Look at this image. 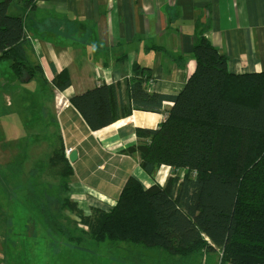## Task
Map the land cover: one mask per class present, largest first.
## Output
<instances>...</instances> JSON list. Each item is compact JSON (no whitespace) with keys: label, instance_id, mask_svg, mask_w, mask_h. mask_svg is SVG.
Returning <instances> with one entry per match:
<instances>
[{"label":"trees","instance_id":"1","mask_svg":"<svg viewBox=\"0 0 264 264\" xmlns=\"http://www.w3.org/2000/svg\"><path fill=\"white\" fill-rule=\"evenodd\" d=\"M38 1L17 0L21 12L11 14L12 0H0V63L8 62L21 83L42 76L41 66L30 60L26 31V19L34 15ZM207 29L194 25L195 70L177 94L149 92L150 77L133 64L131 77L69 99L91 131L133 111L161 113L169 105L165 120L154 129L137 128V144L125 150L137 153L140 168L150 177L161 166L171 168L163 185L144 189L129 177L113 207L91 208L85 216L66 195L73 169L59 137L47 164L64 194L56 200L54 218L42 194L44 188L50 192L48 184L23 183L19 159L0 164V184L32 211L40 210L53 237L79 245L87 235V243H107L109 251L126 246L134 263L149 252L184 264L202 256L209 264L202 251L218 248L219 264H264V72L230 73L227 58L205 36ZM172 62L183 66V56L172 57ZM52 84L66 91L68 73H56ZM33 178L30 174L28 179Z\"/></svg>","mask_w":264,"mask_h":264},{"label":"crops","instance_id":"2","mask_svg":"<svg viewBox=\"0 0 264 264\" xmlns=\"http://www.w3.org/2000/svg\"><path fill=\"white\" fill-rule=\"evenodd\" d=\"M16 1L12 0L11 14L21 12ZM26 20L30 58L44 68L48 78L66 70L71 85L62 93L66 101L58 106L48 81L45 85L38 80L20 83L13 74L9 76L6 62L0 63L9 80L2 83L0 68V87L15 94L6 95L3 114L7 116L16 106L24 116L21 127L28 131L12 145L16 148L11 146L15 153L18 147L20 150L13 160L22 156L25 167L32 142L40 136L27 135L36 129L32 117L42 119L44 132L38 133L43 135H51L49 124L54 125L64 150L76 152L75 162L69 161L73 174L66 195L85 216L91 214V208L113 207L129 177L144 189L164 184L171 169L161 166L150 177L140 168L137 153L125 150L137 144L136 128H156L169 105L161 113L134 111L91 131L71 106V96L97 87L98 78L104 84L122 81L131 76L133 64L153 81L149 92L177 94L195 70L192 35L196 22L208 27L205 35L227 58L230 73L264 72V0H41ZM122 55L126 56L124 62L118 58ZM179 55L184 59L181 67L172 62ZM42 87H49V107H43L47 91ZM1 128L5 130L4 122ZM5 137L0 135V154L9 148ZM6 163L0 157V164ZM87 188L96 194L88 195Z\"/></svg>","mask_w":264,"mask_h":264},{"label":"rangeland","instance_id":"3","mask_svg":"<svg viewBox=\"0 0 264 264\" xmlns=\"http://www.w3.org/2000/svg\"><path fill=\"white\" fill-rule=\"evenodd\" d=\"M123 56L124 55L118 56L119 61L124 62L126 56H124V58ZM30 60L33 62L31 58ZM5 64L8 66L9 76H13L14 74L9 68V63L6 62ZM4 66L5 65H1L0 67L1 70H3L1 71V81L3 84H8L7 69H5ZM33 80L44 82L42 76L33 78L29 82H33ZM33 84H31V88H33ZM43 84L45 85L46 83L44 82ZM49 85V87L54 90L52 85ZM47 88L42 87V90L47 91V93L43 95L47 98L43 101V107L50 106L49 103L51 100H49V90ZM6 95L10 97L13 95L15 96L10 90L0 87V125L3 124V122L4 125H6L5 130L4 128H1L2 130L0 129V135L5 134V138L9 145L8 150L3 149L1 151L2 154H0V157L4 163H9L13 161V158H15L20 151L18 147V152L15 153L12 147L16 148V145H12L19 137L25 135L28 131H24L21 127L24 116L19 113L16 106L12 107L13 112L10 111L7 116L3 114V110L6 108ZM55 99L57 101L56 105L58 106H61L64 100L66 101V99L60 96H55ZM40 121H42V119L39 117H32L31 122L36 125V129L27 133L28 136L31 134H37L33 136H40H38L39 138H37L36 141L32 140V145L34 146L29 151V160L25 164V167L23 166L25 171L23 183L41 182L48 184L50 192L44 188L42 194L46 203V210H48L49 207L53 212L52 215L56 218L58 216L54 209L57 203L56 200L62 198L64 194L61 187L57 185L55 176L47 169V164L58 146L59 134L55 132V126L51 123L49 124V132L51 135L46 136L43 135V133H38L44 132L41 131ZM43 121L46 124L47 121L44 119ZM52 133L55 134L52 136ZM72 152L70 150H64L63 155L68 160ZM17 159H20L19 162H23L22 156L17 157ZM30 174H33L34 178L29 180ZM47 204H49V206ZM41 206H43V203ZM41 214L40 210L32 211L20 201H17L15 199V194L11 192L9 195L6 189L0 184V264H184L178 261V258H171V261H167L165 255L159 258L149 252L142 253V255L136 259V262L139 263H134L127 258V254L125 253L126 246H123V248L120 246L118 250L114 248L109 251L107 243L100 244V246L87 243V235L83 236L84 241L79 245L69 243L66 241L65 237L59 235L53 237L54 234L43 224ZM66 216L70 217L73 222L79 224L78 219L68 212ZM60 223L66 228V222L64 220L60 221ZM41 227H43L44 230H42ZM75 234H78V231ZM202 253L206 254V256L208 255L209 264H219L221 253L218 248H207L205 251H202ZM185 264L190 263L187 262ZM193 264H204V259L201 256Z\"/></svg>","mask_w":264,"mask_h":264},{"label":"bare ground","instance_id":"4","mask_svg":"<svg viewBox=\"0 0 264 264\" xmlns=\"http://www.w3.org/2000/svg\"><path fill=\"white\" fill-rule=\"evenodd\" d=\"M205 36H206V35H205ZM217 51H218V50H217ZM192 57H193V56H192ZM39 65H40V64H39ZM40 66H41V65H40ZM41 70H42V78H43V80H44V81H45V80L48 81V83L52 85V87L54 88V90H55V92H56V97H58V96L63 97V95H62L63 92L58 91V90L53 86V84H52V82H53V78H54V77L48 78V77L46 76V74H45V72H44V68H42V66H41ZM62 71H63V70H62ZM65 71H66V70H65ZM60 72H61V71H60ZM56 73H59V72H56ZM56 73H55V74H56ZM55 74H54V76H55ZM232 74H233V73H232ZM247 74H249V73H247ZM131 75H132V74H131ZM129 77H131V76H129ZM129 77H124V78H129ZM44 78H45V79H44ZM124 78H123V79H124ZM123 79H122V80H123ZM96 81H97V85H98V86L104 84V81H102L101 78H98ZM118 82H120V81H118ZM152 82H153V81L150 79V81H149V86L152 84ZM110 84H114V83H110ZM106 85H109V84H106ZM98 86H97V87H98ZM92 89H93V88H92ZM89 90H90V89H89ZM87 91H88V90H87ZM64 92H65V91H64ZM85 92H86V91H85ZM83 93H84V92H83ZM77 95H78V94H77ZM71 97H72V96H71ZM71 97H70V98H71ZM70 98H69V99H70ZM162 115H163L162 120L164 121L165 118L167 117V113H166V112H162ZM163 121H162V122H163ZM162 122H161V123H162ZM158 126H159V125H158ZM158 126H157V127H158ZM166 167H167V166H166ZM167 168H169V167H167ZM169 169H171V168H169ZM171 170H172V169H171ZM87 194L93 197V195L96 194V193H95V190H93V189H91V188H87Z\"/></svg>","mask_w":264,"mask_h":264},{"label":"water","instance_id":"5","mask_svg":"<svg viewBox=\"0 0 264 264\" xmlns=\"http://www.w3.org/2000/svg\"><path fill=\"white\" fill-rule=\"evenodd\" d=\"M75 159H76V152H72L70 155H69V161L71 163H74L75 162Z\"/></svg>","mask_w":264,"mask_h":264}]
</instances>
